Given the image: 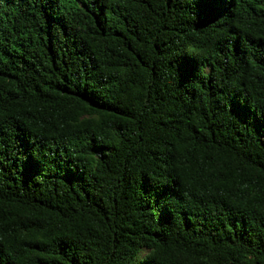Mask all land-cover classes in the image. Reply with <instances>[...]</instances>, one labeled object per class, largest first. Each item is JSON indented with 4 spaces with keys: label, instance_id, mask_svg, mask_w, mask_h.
Segmentation results:
<instances>
[{
    "label": "trees",
    "instance_id": "1",
    "mask_svg": "<svg viewBox=\"0 0 264 264\" xmlns=\"http://www.w3.org/2000/svg\"><path fill=\"white\" fill-rule=\"evenodd\" d=\"M0 264H264V0H0Z\"/></svg>",
    "mask_w": 264,
    "mask_h": 264
}]
</instances>
